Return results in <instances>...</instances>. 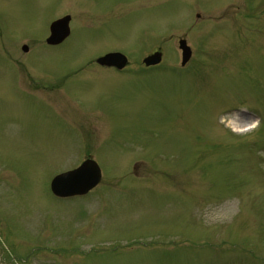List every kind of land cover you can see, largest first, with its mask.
<instances>
[{
	"label": "rangeland",
	"instance_id": "374dc122",
	"mask_svg": "<svg viewBox=\"0 0 264 264\" xmlns=\"http://www.w3.org/2000/svg\"><path fill=\"white\" fill-rule=\"evenodd\" d=\"M89 154L96 192L54 196ZM0 264H264V0H0Z\"/></svg>",
	"mask_w": 264,
	"mask_h": 264
},
{
	"label": "water",
	"instance_id": "95a60500",
	"mask_svg": "<svg viewBox=\"0 0 264 264\" xmlns=\"http://www.w3.org/2000/svg\"><path fill=\"white\" fill-rule=\"evenodd\" d=\"M64 35H65V33L60 34L58 40H60ZM180 47L183 48V50H184V58H183V63H184L189 58L191 49H190V46H188L186 44V40L185 39H181L180 40ZM159 58H160L159 53H156L154 55H151L150 58H147L146 61L147 62H154V61H158ZM124 62H125V59H121L118 63L123 64ZM75 173H78V171H76ZM65 176H67V175H60L57 179L62 180V178L65 177ZM69 176H73V174H70ZM59 182H63V181H59ZM71 182H75V181H71ZM89 185L92 186L93 184L90 183ZM54 186H55V188L60 186L59 184H57L56 180L54 182ZM91 186H88V187H85V188H81L80 191H82V192L86 191Z\"/></svg>",
	"mask_w": 264,
	"mask_h": 264
},
{
	"label": "bare ground",
	"instance_id": "6f19581e",
	"mask_svg": "<svg viewBox=\"0 0 264 264\" xmlns=\"http://www.w3.org/2000/svg\"><path fill=\"white\" fill-rule=\"evenodd\" d=\"M14 63V62H13ZM16 63V62H15ZM22 76V75H21ZM83 76V75H82ZM67 100V99H66ZM246 117H243L241 119L239 118H236V117H233L231 119V121L229 122L230 125H231V128L233 130H235L236 132H245V131H248L250 130L251 128H253L256 124V121H253V122H244V121H240V120H243L245 119Z\"/></svg>",
	"mask_w": 264,
	"mask_h": 264
}]
</instances>
